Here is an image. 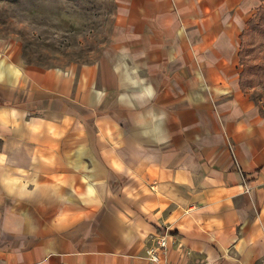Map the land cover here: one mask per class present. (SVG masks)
<instances>
[{
  "label": "crops",
  "instance_id": "crops-1",
  "mask_svg": "<svg viewBox=\"0 0 264 264\" xmlns=\"http://www.w3.org/2000/svg\"><path fill=\"white\" fill-rule=\"evenodd\" d=\"M253 8L116 0L108 53L64 68L0 36V264H264V116L238 58Z\"/></svg>",
  "mask_w": 264,
  "mask_h": 264
},
{
  "label": "rangeland",
  "instance_id": "rangeland-1",
  "mask_svg": "<svg viewBox=\"0 0 264 264\" xmlns=\"http://www.w3.org/2000/svg\"><path fill=\"white\" fill-rule=\"evenodd\" d=\"M115 12L116 0H0V36L18 45L25 63L64 68L93 62L109 51ZM243 30L240 80L264 116V0H254Z\"/></svg>",
  "mask_w": 264,
  "mask_h": 264
},
{
  "label": "built area",
  "instance_id": "built-area-1",
  "mask_svg": "<svg viewBox=\"0 0 264 264\" xmlns=\"http://www.w3.org/2000/svg\"><path fill=\"white\" fill-rule=\"evenodd\" d=\"M167 246V234L163 229L160 230L155 235V240L153 245L151 244L146 250V254L151 261H158L162 252L166 249Z\"/></svg>",
  "mask_w": 264,
  "mask_h": 264
},
{
  "label": "clouds",
  "instance_id": "clouds-1",
  "mask_svg": "<svg viewBox=\"0 0 264 264\" xmlns=\"http://www.w3.org/2000/svg\"><path fill=\"white\" fill-rule=\"evenodd\" d=\"M153 94L151 86L145 88L143 95L151 96Z\"/></svg>",
  "mask_w": 264,
  "mask_h": 264
},
{
  "label": "trees",
  "instance_id": "trees-1",
  "mask_svg": "<svg viewBox=\"0 0 264 264\" xmlns=\"http://www.w3.org/2000/svg\"><path fill=\"white\" fill-rule=\"evenodd\" d=\"M251 20H252V18L248 20V24L251 23ZM243 32H244V30L242 31V34H243ZM242 34H241V36H242ZM240 82H241V80H240Z\"/></svg>",
  "mask_w": 264,
  "mask_h": 264
}]
</instances>
